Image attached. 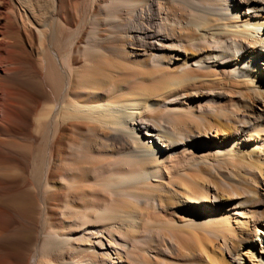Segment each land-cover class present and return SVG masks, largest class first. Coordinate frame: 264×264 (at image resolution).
<instances>
[{"label":"bare ground","instance_id":"bare-ground-1","mask_svg":"<svg viewBox=\"0 0 264 264\" xmlns=\"http://www.w3.org/2000/svg\"><path fill=\"white\" fill-rule=\"evenodd\" d=\"M234 1H147L150 7L156 6L159 21L166 12L177 14L179 36L196 46L193 52L182 45L170 48L174 66L189 63L203 69L207 63L222 59L219 63L236 68L253 65L255 83L264 80V0H249L251 6L244 12L234 7ZM60 3L61 0H0V264H9L6 260L8 242L20 241L22 236L18 234L26 226L34 232V248L28 264H57L53 258L58 246L54 231L57 207L48 200L54 199L58 189L65 191L71 184L80 186L82 194L86 193L85 184H93L107 191L118 189L128 197L154 200L153 196H157L161 200L166 194L162 187L169 186L164 181V163L193 138L199 145L217 149L249 147L248 155H255L258 163H264L261 118L257 120L263 122L260 126L263 136L257 138L250 131V126L256 122L252 116L246 115L238 121L240 124L227 126L216 119L217 114L213 118L214 125L202 128L193 126L185 118L178 119L184 105L170 99L171 96L163 100L165 106L174 105L172 111L178 114L177 120L169 123L171 126L158 125L156 120L144 115L147 113L145 104L150 100L180 93L184 83L199 79L193 71L185 72L184 65L180 69H74L75 72L71 68L73 43L64 47L56 45L64 22L63 13L68 12ZM148 31L146 35L150 38L154 32ZM175 36L179 39L178 34ZM222 55L227 56L221 58ZM254 100L264 108V101ZM252 104L249 109L264 113L258 104ZM73 133L82 142L78 149L71 145L78 153L69 148ZM109 141L115 145L114 152L107 146ZM19 175L25 176V183L12 187ZM171 186H174L172 190L180 208L185 207L206 220L219 218V211L214 213L209 209H216L223 197L208 201L183 193L184 189L176 182ZM143 190L146 193L141 194ZM20 205L27 208L28 213H24ZM173 206L176 207V203ZM228 215L226 212L224 218ZM237 215L239 218L233 220L234 228L238 233L248 234L253 219L250 215ZM259 225L264 228V220ZM220 228L221 239L227 245L234 228L229 227L231 232L227 233L224 220ZM256 231L257 239L262 242L264 233L260 229ZM115 253V261L110 255L101 262L85 256L82 261L85 263L80 264H124L120 253ZM229 254L232 264H263L264 243L256 260L244 254L237 257Z\"/></svg>","mask_w":264,"mask_h":264},{"label":"rangeland","instance_id":"rangeland-1","mask_svg":"<svg viewBox=\"0 0 264 264\" xmlns=\"http://www.w3.org/2000/svg\"><path fill=\"white\" fill-rule=\"evenodd\" d=\"M139 1H142L141 4ZM147 1L61 0L63 10L66 7L68 12L65 10L63 13L64 22L56 45L64 47L70 42L73 43L71 68L180 69L184 64L174 66L170 60V48L182 45L193 52L196 46L179 36L177 14L174 16L166 12L159 21L160 15L156 6L150 7ZM240 1H234V7L243 12L251 6L249 0ZM147 29L154 32L150 34V38L146 35L149 34ZM175 34H178L179 39ZM218 45L220 46V43ZM223 56L227 55L220 57ZM219 60L207 63V67L203 69L185 64L182 69H185V72L193 71L199 79L196 81L193 78L184 83L180 93L174 92L172 95L144 102L147 106V113L144 115L154 122L157 121L158 125L162 123L166 127L171 126L169 123L177 120L178 114L172 111L174 105L165 106L163 100L173 96L170 99H176L184 105V112L182 111L178 119L185 118L193 126L202 128L214 125V117L217 114L216 119L227 126L240 124L238 121L252 116L256 122L250 126V131H253L257 138H261L263 132L260 126L264 122V113L251 107L249 109V106L252 103L258 104L259 109L264 110L254 100L260 98L264 101V80L255 83L254 80L257 79L254 77L253 65L236 68L234 65L221 64L219 62L223 60ZM177 94L182 96L177 98ZM258 118L263 122L257 120ZM80 140L76 134L72 135L70 146L80 148ZM109 142L107 146L114 152L115 145ZM202 146L204 145H199L193 138L164 163V181L168 182L169 186L162 187L166 197L161 200L157 196H153L154 200L143 196L128 197L118 189L107 191L93 184L83 186L86 196L79 193L82 191L77 184H71L68 189L72 190L68 193L66 188L65 191L58 189L57 193L62 196L56 193L57 198L48 200L54 208L57 207L54 214V231L58 246L54 261L57 264H80L85 256H90L93 260L101 262L107 255L115 261V252H119L123 257L124 264H232L229 252L235 257L244 254L250 256L251 260H256L261 251V243H264V234L261 235L262 242L256 236L257 229L264 233V228L259 225V222L264 220V173L260 174L264 171V163H258L257 156L248 155L249 147L239 149L228 146L217 149ZM75 147L71 151L74 152ZM74 156L77 157V154ZM24 178V175H19L12 187L14 184H24ZM175 182L179 188L184 189L183 193L194 194L208 201L223 197L222 203L218 204L220 209L218 205L214 210L208 208L214 213L219 211V218L206 220L185 207L180 208L177 195L172 190L174 186H171ZM141 188L143 187L137 189L142 190ZM145 191L138 192L144 194ZM174 202L176 207L173 206ZM80 204L83 206H78ZM19 208L28 213L23 205ZM89 208L92 210L89 211ZM226 212L229 215L224 218ZM237 214L250 215L253 219L248 234L243 231L238 233V229L234 228L233 220L239 218ZM223 220L227 222V233L234 228L231 234L233 237L227 245L220 236L223 233L220 231ZM24 230L18 234L22 236L20 241L8 242L6 260L9 264H28L34 248V232L29 226ZM248 239L251 242L247 241ZM262 262L264 264V259Z\"/></svg>","mask_w":264,"mask_h":264}]
</instances>
